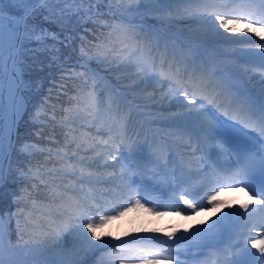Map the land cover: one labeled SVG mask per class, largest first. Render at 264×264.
Segmentation results:
<instances>
[{"label": "snow or ice", "instance_id": "6c2138e0", "mask_svg": "<svg viewBox=\"0 0 264 264\" xmlns=\"http://www.w3.org/2000/svg\"><path fill=\"white\" fill-rule=\"evenodd\" d=\"M60 2L63 4H84L88 3L91 5L94 0H0V60L3 59L4 51L9 52V59L11 60V80L8 84V103H9V115L10 118L7 121V128L5 127L4 120V88L2 77H0V158L6 153L5 140L8 142V147H11V138L13 127L16 124V117L20 112L21 103L18 96L21 93L20 84L22 83V77L17 73L16 69L19 67L17 63L16 56L13 55L15 50L21 41V21H25V27L23 29L25 33V38H28L29 29L27 27L26 18L32 6L36 4H49ZM108 2V0H105ZM197 3L201 4L204 11L201 14V19L205 23L209 24L212 29H216V35L222 36L223 33L219 32V28H225L228 32H232L233 29L229 27V24H240L248 23L249 27H264V0H260V7L253 8L250 3H240L235 7L232 4H236V0H196ZM6 5L16 7L19 20H9L7 29L4 26L5 17L3 13L5 12ZM111 10V9H110ZM65 11H72V9H61V13ZM80 12V9H75L73 14ZM52 14H55V10H52ZM97 17L103 15L99 10L96 12ZM88 16L91 19L92 10L88 9ZM259 17V18H257ZM115 19L116 17H112ZM219 24H216V22ZM99 27L108 29L105 39L109 42L107 47L101 43L97 45L96 59L98 62L107 61L110 64H115L117 71H124L135 67L137 73H144L145 75L151 70L156 71L155 57L152 55V49L147 48V53L145 52L146 45L142 44L140 39L135 34V31L131 28L125 27L123 24H109L104 21L99 22ZM31 35H35L32 33ZM117 37L115 43L112 42L113 36ZM123 39H119L120 36ZM40 36L43 38L39 42H45L47 36L43 30H41ZM51 39L56 40L57 37L55 33L51 34ZM264 39V37H262ZM5 46L7 48L5 49ZM264 48V45H260ZM82 57L86 56L87 53L82 49ZM109 54H111V59H109ZM89 59H92L89 57ZM149 60L152 61L149 64ZM166 60L161 61L160 71L163 72V65ZM83 67V64L80 65ZM171 65H169V71H171ZM261 68H264V55H262ZM3 70V65H0V71ZM203 75V74H202ZM71 78V77H69ZM92 91H88L83 97H81L77 103L80 104H90L93 100ZM178 91H180L178 89ZM202 95L197 96L195 91L189 92L187 88H184L180 94L183 95L184 100L180 101L181 105L187 109L186 118L189 120L194 119L199 125L196 130L197 135L199 133H204L209 139H214L213 133L216 132V128L220 124H225L226 121H220L215 113L211 109L217 108H227L236 113V118L244 123L245 127H251L253 131L259 132L260 136H264V104L260 105L259 108H255L251 103L247 101L240 100H229L225 94V90L222 84L215 82L211 76H206L202 83ZM191 95V98H189ZM72 99H76L73 97ZM188 105H192L191 108ZM206 105L211 107H206ZM117 117H119V105H116ZM98 110V109H97ZM66 112H71L72 109H65ZM226 115L228 112L225 113ZM91 115V113H89ZM67 119V118H66ZM112 123L108 124L109 140L111 145L109 147L108 159L119 164L120 161L117 159L116 153L119 152L118 144L125 141V136L122 134L124 131V124L119 122L118 118H111ZM74 123V121H73ZM99 131V129H97ZM7 133V134H6ZM189 135L191 133H188ZM66 142L63 148L66 151L57 152L55 155L60 156L62 159L68 161L65 168V175L70 177V184L61 187L57 184L51 185V191L48 196V203L41 205V212L32 221L34 229L40 230V235L42 237L40 241L41 248H47L48 242L52 241L55 245L56 238L59 237L61 231H67L72 228L74 231H78L83 235V240L87 242V246L90 248L98 247H115L111 245L108 241H104L102 245L92 244V239L97 241L103 240V237L95 236V228L102 226L110 219H115L116 216L123 215L124 211H130L132 208L143 207L140 199H135L136 191L132 188L135 181L128 176L123 168L120 170V174L117 175L115 172L110 174V177L102 178L98 175L97 171H93V164H96L97 159H103L104 164L102 167H115V165H109L108 159H104L100 152L96 151V146H90L91 151L95 152L94 157H87L80 155V152H88L89 148H85L84 145L88 143L87 138L77 137L74 134V130L70 127L67 132H65ZM109 140L99 141L98 144L109 145ZM31 145H24L23 151L28 153L31 150ZM191 147V144H189ZM200 149L197 148L196 151ZM69 152L71 153L69 155ZM52 155V153H49ZM193 155L195 152L192 153ZM91 160V162H89ZM79 165V167H78ZM87 166V170L85 169ZM99 167V166H98ZM25 176H30V178L35 179L37 175L29 169ZM52 175V173H49ZM0 179H3V167L0 163ZM116 180L121 181L128 189L129 195L127 204L130 207L125 206L124 211L115 212V208L112 211L115 215H109L107 210L101 209L99 203H97L98 198L103 199L106 193H109L111 189H105L101 192L96 186L103 184H113ZM228 183H235V181L229 180L225 184L219 186V190L213 189L211 194L207 195V200L209 204L215 205L217 203V196L219 192L224 191ZM244 187L240 190L243 191L245 188H250L252 197L260 196L264 197V187L261 191L257 192L255 188H251L249 184L243 182ZM90 185V187H85ZM179 199L183 201L188 208L192 209L193 212L199 210L196 203L191 202L186 198L185 194H180ZM134 200V203H133ZM33 207H36L35 201L32 202ZM257 208L253 212L244 215L237 211L234 213H228V216H234L237 220L245 221V227L250 226V232L255 228L259 227L264 231V199L256 200ZM93 206L97 209L96 212L92 211ZM204 207L203 204L199 206ZM240 208L248 212V205L242 204ZM21 211H23L21 209ZM98 217V223L93 221ZM253 219H256V223H251ZM11 217H9L10 226ZM19 227V225H18ZM84 228L88 229L89 233H92L90 237L88 233L83 231ZM7 232L5 231L4 218L0 216V264H27L26 260H21L18 257L22 255L23 249L19 245L13 246L11 241L5 242V237ZM259 236V234H258ZM248 244L251 245L252 249H256L259 252V256L251 252L248 248ZM239 247V245L237 246ZM241 251L251 259H247L243 262L236 261L235 264H264V237L258 238L257 236H252L249 234L245 239L244 245ZM16 253V256L7 255L6 253ZM121 253H130L131 257L136 258L137 264H160V258L168 259L170 264V257L165 255L164 250L161 249H151L144 247H115L114 255L119 256ZM59 264H77L74 260H61ZM123 264V262H121Z\"/></svg>", "mask_w": 264, "mask_h": 264}, {"label": "rangeland", "instance_id": "374dc122", "mask_svg": "<svg viewBox=\"0 0 264 264\" xmlns=\"http://www.w3.org/2000/svg\"><path fill=\"white\" fill-rule=\"evenodd\" d=\"M118 1H119V4L117 3L118 5L114 4V6L111 5V7L109 6V8L111 10L114 9L115 11H118L117 14L120 15L121 17L131 19L130 18L131 16L133 17L134 15L137 14L138 18H136L137 23L135 24L128 25L121 20L120 22L116 21L115 23L123 24L125 27L133 29L135 33H137V36L140 39L141 43L144 45H146L147 41L152 40L156 44L160 43V46L164 47L166 50H170L173 47V44H171L169 40L164 38V36L157 34L155 31L150 30L147 27V25L144 22L145 19L144 14H146V12L149 17L164 16L166 20L170 19V21H174L177 25L170 27H173L172 30L176 29L177 31L176 36L177 35L187 36L188 34L185 33H189V35L193 34L195 37H198L202 40V42L199 43L201 47H205L206 44L219 42V39L220 40L222 39V38L219 39L217 38L218 35H216V29H212L210 31L209 29L211 28V26L209 24L205 23L203 19L194 16L196 13L199 12V10L197 8L196 11L195 8L193 10V6H187L188 5L187 1L183 3H180L179 0H129V1L118 0ZM186 6L187 8H185ZM128 10H132V11H128ZM102 12L107 16H112L108 12V10L106 11L102 10ZM3 15L5 17L4 20L5 28L7 29L9 20L12 17L8 16L6 13H3ZM242 28L244 27L240 26L239 28H234L232 33L233 34L239 33L240 31H242ZM225 30H226L225 28L218 29L219 32L223 33V39H224L223 41H228V40L232 41L234 39L233 35H231L232 33L228 31L224 32ZM38 37L39 34H35L32 38L36 40ZM246 37L251 38L252 36L247 35L243 38L245 39ZM141 38H144V40H142ZM240 38L243 39L242 37ZM232 46L237 47L238 45L236 43H233ZM6 48L7 46H5V49ZM250 50L253 51L254 49L253 50L250 48L244 49V51H250ZM145 52L147 53L146 50ZM111 58H112L111 54H109V59ZM189 58L192 61L198 59L197 56L194 55L189 56ZM74 63L83 64V68L85 70H87L92 75H96V72L91 67H87L91 65L84 64L83 60L80 59L74 61ZM99 63H101L103 67L106 68L108 71H112L114 73L115 78L120 80L121 84H123L124 88L126 87L125 89L130 95L134 94L136 96L137 105L135 106L137 107L138 110L141 109L144 110V111L141 110L144 116L150 118L153 121V123L150 127L146 129L147 131H145L143 129L145 127L139 125V123L134 119L132 120L129 119L127 121V124L124 126V131H123V134L126 137L125 141L117 145L119 147V152H117L116 155L120 163L116 164V162L108 159V152L111 144L103 145V144H98V142L102 141L103 136L105 137L109 135L108 124L113 122L112 119H110V117L118 118L119 122L120 123L122 122L120 115V111H121L120 103L114 98H112V96H115L117 94L118 96L123 97L122 96L123 91L113 88V86H111L112 84L108 86L105 83V85L103 86V96L102 99H100V104L98 105L97 108L93 109L92 107H86L84 105L82 106L72 105L69 107V109H72L71 112H66L64 109L65 115L62 117L64 120L63 123H65L64 126L72 124L74 126V129L78 130L76 132L79 133L81 132L77 136L78 133L74 131V134L78 138L79 137L87 138L88 143L85 144L84 147L89 148V151L88 152L82 151L80 152V155L87 156L89 158L94 157L95 152L91 151L90 146H96V151L100 152L101 155L104 157V159H108L109 165L120 166V164H122L121 168H123L127 173V175L131 177L130 170H132V168L136 166V164L139 167L138 164H141L140 157H143L148 165H150L151 162H153L164 168V165H166L168 161H170L169 158L170 155L168 153L170 146H174L180 151L185 150L184 152L185 154L187 152L191 153V151H186V147H189V143L186 140H184L185 135L187 134L185 130H187L186 128L192 127L193 125L197 127L198 124L194 119L189 120L188 118H186L185 114L187 112V109L184 108L182 105L173 106L172 103L165 104L159 100L160 96L162 95V93L160 94V91L166 86L168 89H170L169 91L166 92L168 95H171L173 98V96L177 94L179 95L180 101H183L184 104H187V101L184 100L183 95L180 94V91H178L175 83L173 82L165 83L164 80H162L161 78L158 79L155 73H153L151 70L145 75L144 73H137V69L135 67L124 71H117L115 70L116 68L115 64H110L107 61L99 62ZM233 63L234 62H229L227 64H233ZM0 65H3L4 68L3 59L0 60ZM240 67L244 69L242 66ZM245 70L248 71L249 73H255L258 75V72H256L255 70H249V69H245ZM2 74H3V70L0 71V76ZM171 90H173L176 94L173 93V91ZM189 98H191V96ZM19 101L21 103V108H20V112H21L23 108V103L20 98ZM116 105H119V117H117ZM188 107L191 108L192 105H188ZM89 113H91V115H89ZM65 116L67 118L66 120H65ZM129 116H132V113L129 114ZM4 120H5V127L7 128V121L9 120V117L7 111L5 112V109H4ZM160 122H163L165 125H161ZM137 126H140V128L138 129L135 136L131 137L132 136L131 130L134 131V128H137ZM161 128L165 130H162V132H158V129L159 131H161ZM97 129H99V131H97ZM145 132L148 134V137L151 139V142L152 141L155 142L154 146L160 147L161 149H156V150L151 149L150 143L145 141V138L143 139ZM65 142L66 140L62 141V143ZM6 143L7 140H5V146ZM21 149H23V147H21ZM55 153L57 152H53L52 154ZM70 154L71 153L69 152V155ZM1 159L2 158H0V163H1ZM129 159H132L131 162H129ZM62 160L63 161L61 162L63 163L62 166H60L61 176H56L57 174H54L51 171L50 172L52 173V175L47 174V175L39 176V177H45V179H48L50 181V183H48L49 192L51 191L52 184H57L60 185L61 187L70 184V177L65 175V168L68 161H66L65 159ZM89 162H91V160ZM102 166L103 165L93 164L92 170L98 172L101 169L105 168ZM50 169H53L55 173L59 172V168H55V166L50 167L49 170ZM85 169L87 170L86 165H85ZM101 177L106 178L102 175ZM98 186L99 185H97L96 187L101 192H104L105 189H111L109 193L105 194L103 199L98 198L97 200L102 203V205L100 206L106 204L111 205V207L109 208L106 207V209H104L107 210L109 215H115L109 213V210H112L113 208L116 209V212H119V211H124L125 206L130 207L125 203V201L121 200V197H125L122 191H125L124 188H127L124 184L113 183L110 186H104V187L102 186L98 187ZM85 187L86 188L90 187V185H86ZM126 192H129V189H127ZM48 202H49L48 197H45V200L41 204H47ZM22 210L23 211H21L20 209L22 215H19L17 213L19 217H21V219L18 222H20V226H23L22 232L24 235V237H20L19 240L23 241V239L28 237L32 239V242L26 243L19 241V243H12V245L13 246L19 245L21 249H24L26 247H34L35 248L34 250L36 251L33 254L35 255L34 257L41 259V261H44L45 263L59 264L61 260H74L78 262V264H90V263L121 264V262H123V264H130L133 263L132 261H134V260L129 261L123 259L121 256L119 257L117 255H114L115 247L114 248L88 247L87 242L83 240L82 237L83 235L81 233H77V234L75 233V236L69 238L65 236L66 233L64 231H61V234L55 240V245L53 244L52 241H49L47 248H41L40 241L42 237L40 235V230L34 229L32 224V221L34 220L33 217L38 216L37 214H39L42 210L41 205L37 201L36 207H34L33 209L32 208L27 209L25 207H22ZM92 211L93 212L97 211L95 206H93ZM9 217L10 216L8 215L3 216L6 230L8 229ZM157 220L159 221V219L152 218L151 213L149 212L144 213L141 210L138 211L134 209H131L130 211H124L123 215L116 216L115 219H110L102 226L95 228V236H100L103 237L104 239L100 241L92 239V244L102 245L104 241H108L111 245L117 244L118 245L117 247H125V246L140 247V246H144V240L146 238H151V237H152L151 239L152 243L158 244L164 236L160 233V231L162 230L161 227H163L161 225V222L162 223L164 222L159 221L160 222L159 223ZM93 222L98 223V217ZM69 229L71 230V232L74 231L72 228ZM83 231L85 233H88L90 237L92 236V233H89L87 228H84ZM158 233H160L161 235H158ZM133 241L136 242L139 241L140 244L139 245L136 244L135 246H131L127 244V242H133ZM7 255H11V254L6 253V256ZM167 261H168L167 259L160 258V264H165V262Z\"/></svg>", "mask_w": 264, "mask_h": 264}, {"label": "trees", "instance_id": "16d2710c", "mask_svg": "<svg viewBox=\"0 0 264 264\" xmlns=\"http://www.w3.org/2000/svg\"><path fill=\"white\" fill-rule=\"evenodd\" d=\"M117 3L119 4L118 0H108V2L94 0L91 5L88 3L71 5L60 2L38 4L26 18L29 29L28 38H25L23 31L25 21H23L17 56L22 77L19 98L23 103V108L16 122L14 142L9 153L5 178L0 185V216L11 217L10 226L8 221L6 230L11 244L19 243V241L32 242V239L28 237L23 241L19 240L24 235L23 226H20L18 221L21 219L19 215H22L20 212L22 207L33 209V201L35 203L38 201L40 205H43L41 203L45 197L49 196L48 183L50 181L39 176L51 172L57 174L56 176H61L60 166L63 160L49 153L66 151L63 148L65 143H62L66 140L65 132L70 127L75 132L77 131L72 124L64 126L62 118L65 115L64 109H69L72 105L95 108L103 95L101 83L96 79H91L87 71L80 67L81 64H76L74 61L83 60L84 64H90L96 72L107 77L115 88H124L120 80L115 78L114 73L104 68L95 58L96 46L103 43L107 47L109 44L105 39L108 29L99 27V22L116 24V18H112L115 16H107L102 10H107V4L111 7ZM89 8L92 10L91 19L88 16ZM53 9L55 10L54 15L52 14ZM61 9H72V11L61 13ZM75 9H80V12L73 14ZM97 10L103 13L99 18L96 15ZM18 11L16 7L6 5L4 13L18 18ZM112 11L118 12L114 9ZM147 19L169 30L173 29L170 26L175 25L167 21L164 16H147ZM41 30L46 34L55 33L57 40L47 38L45 42H39L43 39L40 36ZM32 33L39 34V37L34 40ZM119 39H123V36L121 35ZM116 41L117 37L114 35L112 42ZM82 49L87 53L86 56L82 57ZM90 90H93L92 102L78 104L77 101ZM126 95L132 100L137 99L134 94L127 93ZM73 97L76 99H72ZM26 144L32 146L28 153L21 149ZM52 166L59 168V172L55 173L54 168L49 170ZM29 169L39 175L35 179L25 176L23 173Z\"/></svg>", "mask_w": 264, "mask_h": 264}, {"label": "bare ground", "instance_id": "6f19581e", "mask_svg": "<svg viewBox=\"0 0 264 264\" xmlns=\"http://www.w3.org/2000/svg\"><path fill=\"white\" fill-rule=\"evenodd\" d=\"M179 1H180V3L185 2V0H179ZM177 3H179V2H177ZM196 7L198 8L199 12L196 13L194 16H197L198 18H200L204 9H203L202 5L199 3L197 4ZM137 16H138L137 14L134 15L133 17L131 16L130 17L131 19H129V21H132L134 17L137 18ZM216 24H219V22H216ZM4 26H5V24H4ZM240 26H243L244 28H242V31H240L239 33L233 34L232 32H230V33H232L231 35H233L235 40L241 39L240 37L243 38V37L247 36L246 34H252V33L259 32V29L257 27L245 26L242 23H240V24H229V27H231L232 29L239 28ZM226 31L227 30H225L224 32H226ZM187 36H192V34H190V35L188 34ZM227 37H229V36H227ZM197 38L198 37H195L194 38L195 40L194 39L191 40L188 44L195 46L196 45L195 42H200V40H201L200 38H198V39ZM217 38H223V35L218 36ZM222 40H224V39H222ZM216 43L217 42L206 44L204 47V51L219 49V50H221L222 53H226L227 50H231V51L239 53V52H245L244 51L245 48H250V49H252V50L254 49V50L253 51L250 50L249 52H255V53H251L248 56L257 58L262 54L261 53L262 49L243 47V46L234 47V46H232V44L231 45L230 44L222 45V44H216ZM239 44L242 45L243 42H239ZM220 46H221V48H220ZM252 55H254V56H252ZM232 56L230 57L229 55H226V54H220V55L216 54V55L212 56V58H211L208 55L206 57V54H205V57H203L205 63L203 64V66H201V68H203L205 70V73L207 74V73H209L211 67H213L216 70V73H221V74L223 73L225 77L226 76L227 77L228 76L233 77V75L235 74L234 72H236V74L237 73L243 74V72H241V71L238 72L236 68L240 67V65L242 64L241 62H243L244 59L236 57V56H233V57ZM217 61H219L220 64H216ZM246 61H249V63H250L247 65H251L252 60H246ZM3 62H4V68H3V74L1 76H2V82H3V88H4V109H5V112L7 111L8 117L10 118L7 89H8L9 81L12 78L11 77L12 70L10 69L9 52L7 50L5 51V53L3 55ZM225 62L226 63L235 62L238 65L236 67H234V65L228 64L232 67V68H230L229 66H227V64ZM249 68H252V66H250ZM245 77H246V79H245ZM241 78H242L241 84H239V86H237V88H241L242 90H245V92H247V94H249L251 96H256L258 98L261 97L262 99L261 98L260 99L263 100V102H261V105L264 104V79L260 80L261 82L259 83L258 88H257L256 82L259 81L258 75L250 73V76L245 74L244 77L241 75ZM234 81H236V79ZM245 85H247L248 87H245ZM223 88L227 89L225 82L223 83ZM167 91H169V89L166 87L161 89L160 94L162 93V95L160 96L159 100L165 104L172 103L173 106L181 105L180 98L178 97V95H174L173 96L174 99H173L171 95H168L166 93ZM215 134H223L227 138H233L236 136H241V133L237 129H232L229 125H220L219 128L216 129ZM96 164L97 165H103L104 160L103 159H97ZM113 172H115L116 174L120 173V167L115 166V167L104 168V169H101L100 171H98L97 173H98V175H100V176L102 175V176L107 178V177H110V174ZM117 175H119V174H117ZM116 181H118V180H116ZM109 185H111V184H103V185H99V186L104 187V186H109ZM134 186H136V184H133L132 188ZM220 197L224 198L222 195L217 196V198H220ZM237 197H238V194H235V196L232 198L231 201L223 202L222 204L217 202L216 205H213L211 207H207L208 210H205L200 214H197L196 212L193 214L188 213L189 211H191V209L188 208V206H186V205H182L180 207V211H182L183 215H186V217L180 218V217H173L170 215L163 214L162 219L159 218V221L160 222L163 221L168 226L162 228V230L160 231V233L162 235H164L162 241H160L158 244L153 245V244H151L152 237L146 238L144 240V246L143 247L144 248H151V249H160L161 248L164 251H166V250L171 251V253H169L170 264H198V258H199L197 256L198 253L201 251H207L208 248L210 247V242L216 241L218 235H220L223 232H226L227 231L226 226L228 225V223L231 222V219L236 218L234 216L230 217L227 214L228 213H234V210L232 209L231 205H232V202L237 199ZM170 207L172 208V206H170ZM188 214H190V215H188ZM254 220H256V219H254ZM200 224H203L204 226L202 228H200V226H199ZM243 225H245V221H244ZM64 232L66 233L65 236L69 237V238H72L73 236H75V233L76 234L80 233L78 231L71 232L70 229H68L67 231H64ZM216 233H218L217 236H214ZM254 233L260 234L262 237H264V231L261 232L260 230H258V231H255ZM113 246L116 247L118 245L116 244ZM34 249H35L34 247L24 248L22 255H20L18 258L21 260H26L27 264H43L41 259L34 257L35 255H33V254L36 252ZM10 254L13 257L16 256V253H14V252L10 253ZM120 256L123 259H126V255H124V253H121L119 255V257ZM204 261H205V259L201 260L199 264H203ZM81 262H82V260H81ZM77 264H78V262H77ZM90 264H93V263H90ZM165 264H169V260L167 262H165Z\"/></svg>", "mask_w": 264, "mask_h": 264}, {"label": "water", "instance_id": "95a60500", "mask_svg": "<svg viewBox=\"0 0 264 264\" xmlns=\"http://www.w3.org/2000/svg\"><path fill=\"white\" fill-rule=\"evenodd\" d=\"M38 4L32 6V9L34 7H36ZM20 19V17H19ZM121 21H126L124 20L123 18H119ZM22 24H23V21H21L20 23V28H21V31H22ZM16 56V59H17V49L15 50V53L13 54ZM10 65H11V60H10ZM11 69V67H10ZM12 70V69H11ZM17 73L20 74V70H19V67H17L16 69ZM19 97V96H18ZM16 120H17V117H16ZM14 132H15V126L13 127V131H12V138H11V146L13 144V139H14ZM10 149L11 147H8V143H7V146H6V153L4 154V156L2 157V160H1V163H2V167H3V179H0V183L4 180V172H5V169H6V165H7V159H8V155H9V152H10Z\"/></svg>", "mask_w": 264, "mask_h": 264}]
</instances>
